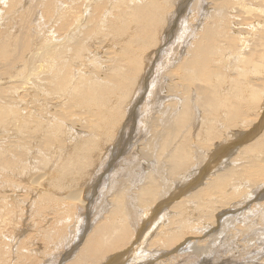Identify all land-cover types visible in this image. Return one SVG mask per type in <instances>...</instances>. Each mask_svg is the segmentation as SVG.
Listing matches in <instances>:
<instances>
[{
    "label": "bare ground",
    "instance_id": "6f19581e",
    "mask_svg": "<svg viewBox=\"0 0 264 264\" xmlns=\"http://www.w3.org/2000/svg\"><path fill=\"white\" fill-rule=\"evenodd\" d=\"M0 264H264V0H0Z\"/></svg>",
    "mask_w": 264,
    "mask_h": 264
},
{
    "label": "rangeland",
    "instance_id": "374dc122",
    "mask_svg": "<svg viewBox=\"0 0 264 264\" xmlns=\"http://www.w3.org/2000/svg\"><path fill=\"white\" fill-rule=\"evenodd\" d=\"M188 189H189V188H188ZM142 227H143V226H142ZM142 227H141V228H142ZM144 227H145V226H144ZM151 230H153V228H152V227H150V231H151ZM134 258H135V257H133V260H134Z\"/></svg>",
    "mask_w": 264,
    "mask_h": 264
}]
</instances>
